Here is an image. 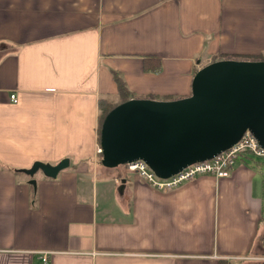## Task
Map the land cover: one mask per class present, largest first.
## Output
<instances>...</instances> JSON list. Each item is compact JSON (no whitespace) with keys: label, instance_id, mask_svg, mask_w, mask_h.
Returning <instances> with one entry per match:
<instances>
[{"label":"crops","instance_id":"1","mask_svg":"<svg viewBox=\"0 0 264 264\" xmlns=\"http://www.w3.org/2000/svg\"><path fill=\"white\" fill-rule=\"evenodd\" d=\"M220 54L264 55V0H0V264H264L247 160L159 190L96 154L112 71L129 99L172 100ZM63 158L34 189L22 172Z\"/></svg>","mask_w":264,"mask_h":264},{"label":"water","instance_id":"2","mask_svg":"<svg viewBox=\"0 0 264 264\" xmlns=\"http://www.w3.org/2000/svg\"><path fill=\"white\" fill-rule=\"evenodd\" d=\"M249 130L264 147V60L221 59L199 68L190 95L131 98L111 109L100 129V164L113 169L142 160L161 178L211 159ZM69 160L35 161L22 172L56 178Z\"/></svg>","mask_w":264,"mask_h":264},{"label":"built area","instance_id":"3","mask_svg":"<svg viewBox=\"0 0 264 264\" xmlns=\"http://www.w3.org/2000/svg\"><path fill=\"white\" fill-rule=\"evenodd\" d=\"M10 98L13 102H16L15 94H11ZM96 154H101L100 145L96 148ZM248 154L264 157V147L259 144L249 130L245 131L240 139L228 149L218 153L211 159L190 164L168 178L158 177L142 160L126 163L125 167L129 172L137 174L153 188L165 190L175 188L190 179L204 174H211L216 178L228 177L235 162L242 155L247 156ZM42 261L46 262L45 255L42 257Z\"/></svg>","mask_w":264,"mask_h":264},{"label":"trees","instance_id":"4","mask_svg":"<svg viewBox=\"0 0 264 264\" xmlns=\"http://www.w3.org/2000/svg\"><path fill=\"white\" fill-rule=\"evenodd\" d=\"M149 58H144V59H150ZM152 59L156 60V67L153 68L152 70H158L160 68V63H159V59L152 57ZM221 59H233V60H251V61H258V60H264V55L263 54H220L219 56L215 57L213 61H217V60H221ZM197 69H195V71L193 72V76L196 73ZM112 77L114 82L116 83V87H117V101L112 100V98H102L99 101V116H98V140L100 143V129H101V125L102 122L104 120V117L106 116V114L113 109L115 106H117L120 103H123L125 101H127L132 93L128 90V87L124 81V79L122 78L121 74L116 72V71H112ZM101 155V154H100ZM99 155V156H100ZM100 161H101V157H100ZM101 165V164H100ZM124 169L126 171H128L125 167V165H120L116 168L113 169Z\"/></svg>","mask_w":264,"mask_h":264},{"label":"rangeland","instance_id":"5","mask_svg":"<svg viewBox=\"0 0 264 264\" xmlns=\"http://www.w3.org/2000/svg\"><path fill=\"white\" fill-rule=\"evenodd\" d=\"M100 157H101V155L99 156V159H100ZM240 159L245 160V161L247 160L250 165L259 168L258 175H259L260 183L262 186V193L264 196V157H256L252 154H248L247 156L242 155V157ZM240 159L237 160L236 162H239ZM38 174H41V172L35 173L34 177L37 176ZM34 177H33V179H35ZM104 177H105V175L104 174L102 175L101 170H99L98 171V178L100 179V178H104ZM91 183H92L91 179L87 180V182L84 185V189L89 191L91 188ZM33 189H34V187H33Z\"/></svg>","mask_w":264,"mask_h":264}]
</instances>
